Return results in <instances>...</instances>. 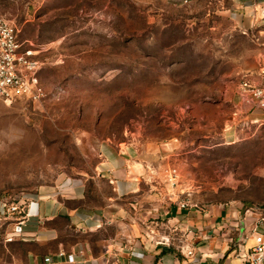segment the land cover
I'll use <instances>...</instances> for the list:
<instances>
[{
    "label": "rangeland",
    "instance_id": "obj_1",
    "mask_svg": "<svg viewBox=\"0 0 264 264\" xmlns=\"http://www.w3.org/2000/svg\"><path fill=\"white\" fill-rule=\"evenodd\" d=\"M240 1L0 0L45 91L0 99V203L91 179L105 150L129 149L156 172L141 196L165 193L170 167L202 208L264 209V116L240 91L264 79V28L236 24ZM28 250L0 238V264Z\"/></svg>",
    "mask_w": 264,
    "mask_h": 264
},
{
    "label": "crops",
    "instance_id": "obj_2",
    "mask_svg": "<svg viewBox=\"0 0 264 264\" xmlns=\"http://www.w3.org/2000/svg\"><path fill=\"white\" fill-rule=\"evenodd\" d=\"M261 9L264 0H241L233 7L234 20L240 28H264ZM133 156L129 149H107L95 177L65 180L38 199L23 202L27 216L24 234L13 242L37 248L28 250L25 264H243L241 255L254 242L248 240L246 248L239 250L238 241L264 216V209L246 220V230L242 226L245 212L237 209L180 211L173 207L167 214L158 194L141 196L147 173ZM88 180L94 182L101 204L90 200ZM102 187H107V194ZM155 207L159 210L152 214ZM12 219L0 203V238L4 242L13 231ZM151 219L178 229L172 247L157 246L147 238ZM66 230L73 235L70 242ZM166 233L169 230L160 231V235ZM186 245L193 247L194 256L180 251ZM60 253L65 256L60 258ZM68 255L74 256V263L67 262Z\"/></svg>",
    "mask_w": 264,
    "mask_h": 264
},
{
    "label": "built area",
    "instance_id": "obj_3",
    "mask_svg": "<svg viewBox=\"0 0 264 264\" xmlns=\"http://www.w3.org/2000/svg\"><path fill=\"white\" fill-rule=\"evenodd\" d=\"M261 15L264 19V9H261ZM40 68L41 63L37 52L24 47L20 40V31L15 23L5 17H0V99L6 103H12L20 99L41 101L45 97V91L38 77ZM240 91L242 96L252 104V109L264 116V79L260 83L246 80L242 82ZM148 171L146 177L151 181L147 182V179H144V182L153 184L152 178L156 175V172L149 168ZM163 176V183L166 185L167 190L165 193L156 194L162 200V208L167 214L173 207L180 211L202 209L199 204L193 201L188 192L178 190L180 176L177 169L170 167L164 169ZM3 205L7 208V213L13 216V231L5 239V242L11 243L15 239L23 237L24 226L27 221L25 204L4 203ZM158 210L156 207L152 208L151 213H157ZM260 210L251 208L245 211V222L242 225L245 230L248 228L246 220L253 217ZM148 222L147 238L157 246L172 247L177 240L178 229L168 228V223L161 224L160 219H151ZM263 227L264 216H261L254 221L249 234H241L238 241L239 250L240 248H246L248 240L254 242V245L241 255L243 264H264ZM161 230H169L170 234L160 235ZM180 251L182 253L185 251L188 257L195 255L193 247L188 245L180 247ZM64 256L63 253L59 254L60 258ZM66 259L69 263L75 262L73 255H68Z\"/></svg>",
    "mask_w": 264,
    "mask_h": 264
}]
</instances>
